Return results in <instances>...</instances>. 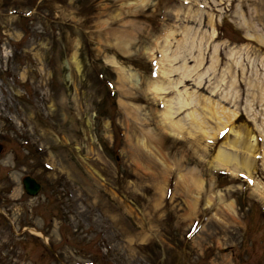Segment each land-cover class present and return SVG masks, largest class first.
Masks as SVG:
<instances>
[{
  "label": "rangeland",
  "instance_id": "rangeland-1",
  "mask_svg": "<svg viewBox=\"0 0 264 264\" xmlns=\"http://www.w3.org/2000/svg\"><path fill=\"white\" fill-rule=\"evenodd\" d=\"M0 143V264H264V0H0Z\"/></svg>",
  "mask_w": 264,
  "mask_h": 264
},
{
  "label": "bare ground",
  "instance_id": "bare-ground-1",
  "mask_svg": "<svg viewBox=\"0 0 264 264\" xmlns=\"http://www.w3.org/2000/svg\"><path fill=\"white\" fill-rule=\"evenodd\" d=\"M185 37H187L186 42L193 44L194 38L192 39L188 35ZM188 38L191 39V41H189ZM183 42L180 40L177 41L176 49L172 50V55H173L172 58L171 57L169 58L167 56V54L165 53L167 51L170 52L172 49L170 47L171 45L166 44L163 48L164 58H163L162 62H166V61L170 62V60H171V62L174 63L177 60H179L180 58H183L184 56H182L183 54H181L183 52H180V47L183 46L182 45ZM165 57H167V58H165ZM186 57L187 56L185 55V58ZM194 57L195 56L193 55V59H194V61H196L194 68L198 69L197 67H199L198 65H201V62H200V60H198V57H195V58ZM74 58H76V54L74 55ZM185 60L186 59H184V61ZM108 62L112 66L121 70L122 73H124L126 75L127 80L132 81L134 83H139V81L141 79L140 75L134 69H132L130 67H126L117 58H115L113 56L111 58H109ZM186 62H184V63H186ZM165 64L170 65V63H165ZM180 69H181V67L176 68V69L164 67L161 70V73H162L161 76L164 77V79L163 78L157 79L153 82H150V86H151L152 90L156 91V93H159V92L169 93L170 91L174 92V95L172 97H168V98L164 99L162 112L160 114L162 125L164 124L166 129L168 131H171L174 134H178L180 132L182 133V131H184V130L198 131V129L202 127V123L200 122V120L198 119V116H197L198 114H196V112H195L197 110L196 106L199 104L196 95L193 94L192 92H190L189 90H187V88L181 89V87L183 85L182 81H186V78L188 77L189 74H186L185 71H183V70L181 71ZM196 69H194V70H196ZM194 70L191 72L194 73ZM174 72H177L178 74H180V77L176 82H174L173 79L171 78V74L173 75ZM199 83L200 82H198V84ZM210 109L211 108H209V110ZM180 112L182 113V115L177 117V115ZM209 113H211L212 115L216 114V113H214V111L209 112ZM227 117H229V115ZM229 119H230V117L227 119H224V121L221 120V122L217 125V127H215L212 130H217V129L220 130L219 127L223 126L225 121H227ZM220 124H222V125H220ZM214 159L217 162V164H219V166H225L227 169L229 168L228 170L232 174H234L236 172V170H238V165H239L237 163L238 160L229 151H224L223 149L219 148L218 151L216 152ZM244 166H246L247 168L249 167L247 161L245 162ZM193 181H195L194 178H193Z\"/></svg>",
  "mask_w": 264,
  "mask_h": 264
},
{
  "label": "water",
  "instance_id": "water-1",
  "mask_svg": "<svg viewBox=\"0 0 264 264\" xmlns=\"http://www.w3.org/2000/svg\"><path fill=\"white\" fill-rule=\"evenodd\" d=\"M1 148H2V143H0V150ZM22 184L25 192L30 195H36L41 188V183L30 175H25L22 178Z\"/></svg>",
  "mask_w": 264,
  "mask_h": 264
}]
</instances>
